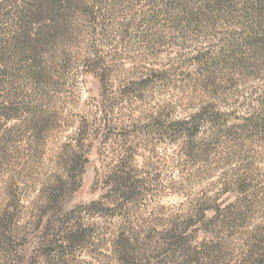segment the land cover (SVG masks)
<instances>
[{"label":"rangeland","instance_id":"obj_1","mask_svg":"<svg viewBox=\"0 0 264 264\" xmlns=\"http://www.w3.org/2000/svg\"><path fill=\"white\" fill-rule=\"evenodd\" d=\"M18 5L0 0V9L8 12L16 11ZM86 5L78 9L82 12L80 30L75 29L78 36L65 48L75 57L71 66L30 91L29 98L20 95V111L14 120L0 122V264H59L47 256L61 248V239L71 230L81 234L78 240L73 238L77 243H82L81 239L87 243L59 250L57 255L64 261L116 264L112 245L124 229L149 249L155 263L173 262L177 248L167 237L172 225L199 215L203 209L219 207H234L236 215L223 227L201 224L188 228L189 235L198 236L190 239L196 255L190 260L193 264H247L245 236L264 225V140L254 137L256 130L248 127L247 133L230 145L232 159H226L223 150L197 161L185 158L182 146L174 140L177 134L172 130L157 132L152 120L164 107L172 118L189 114L210 94V89L202 91L189 82L192 74L193 78L197 74L187 63L194 55L195 38L155 28L143 42L136 29L118 31L119 23L124 22L118 17L107 23L108 33L99 37L94 23L83 14ZM9 22L5 27L9 28ZM10 30L4 38L13 43L15 29ZM1 54L14 63L20 61L4 43ZM93 54L105 68L115 67L118 83L141 78L143 85L150 87L128 105L125 121L129 127L116 134L130 136L126 148H132L135 157L129 168L133 177L130 190L117 196L115 205L107 203L112 195L106 182L119 171L124 150L114 145L102 147L90 134L83 144L95 148L82 178L81 166L72 161L80 129L86 121L91 122L102 95L100 79L81 64ZM184 63L190 67L181 68ZM157 71L167 74L161 76ZM162 77L174 87L164 88L157 81ZM262 84L264 81L258 80L240 82V66H234L224 72L217 92L226 109L236 111L241 119L254 115L255 103L250 108L243 103ZM240 119L232 123L240 125ZM100 149L103 156L98 154ZM244 187L248 191L240 194ZM125 198L129 200L125 202ZM94 202L98 205L89 208ZM240 208L244 211L241 217ZM206 230L209 236L203 241ZM63 251L71 253L64 256ZM135 252L138 257L143 255Z\"/></svg>","mask_w":264,"mask_h":264},{"label":"trees","instance_id":"obj_2","mask_svg":"<svg viewBox=\"0 0 264 264\" xmlns=\"http://www.w3.org/2000/svg\"><path fill=\"white\" fill-rule=\"evenodd\" d=\"M6 1L22 5H18L20 9L16 11L0 9V51L4 43L14 50V54H18L16 57H19L20 61L14 63L6 59L10 52L0 55V122L3 119L5 122L14 120L15 114L20 111L18 104L20 95L24 94V99L29 98L30 91H35L37 86L48 83L59 70L71 66L75 57L65 48L71 46L74 38L78 36L75 29L80 30L79 13H82L78 9L87 3L83 14L94 23L96 26L94 33L99 37L108 33L107 23L118 17L124 21L119 23L118 31L131 33L136 29L137 33L140 32L137 34L139 40L143 42L148 40V33L153 32L155 28H165L175 35L195 38L194 55L187 63L197 74L194 78L192 74L189 82H193L202 91L210 89V94L189 114L172 118L166 111L168 109L164 107L152 120L153 128H157V132L167 133L172 130L177 134L174 140L182 146V155L185 158L197 161L198 158H203L201 156L209 158L223 150L226 159L228 157L232 159L230 145L247 133L248 127L256 130L254 137L264 140V84L259 87L260 89H254L249 95L250 98H245L243 103L247 108L253 107L255 103L254 115L241 119L236 111L226 109L217 92V83L224 79V72L234 66L237 68L240 66V82L264 81V0ZM91 2L93 4L88 6ZM125 4L128 6L124 7ZM7 21L11 23L9 28L5 27ZM36 26L39 28H34ZM112 27L113 24L110 25V28ZM10 28L15 29V36L11 39L14 45L4 38L12 32ZM81 64L85 70L100 79L102 95L101 100L95 105L96 111L91 122L86 121L80 129L79 144L76 146L78 150L75 149L72 161L76 166H81L79 177L82 178L95 148L93 145L83 144L86 138H90V134L104 145L102 147L114 145L124 150L125 155L120 159L119 171L110 175L106 182L112 195L107 197V203L115 205V198L124 196L125 192L130 190L131 185H128L133 177H130L129 168L135 157L132 148H126L130 136L119 137L116 134L129 127L125 121V118H128L125 115L128 105L132 100L138 99L137 94L145 93L150 87L143 85L144 81L141 78L118 83L115 78V67L105 68L103 61L98 59L96 54ZM189 65L184 63L181 68ZM157 73L161 76L167 74L165 71ZM157 81L162 82L164 88L171 85L174 87L172 81H166V77ZM233 119H240L242 123L233 124ZM101 150L98 154L103 156ZM247 191L244 187L239 193L245 194ZM128 200L129 198L124 199L125 202ZM97 205L98 203L94 202L89 208L93 209ZM209 212H213L212 216L208 215ZM242 214L244 211L240 208V217ZM233 215H236L234 207L228 210L220 207L207 208L195 217L192 215L189 220L173 224L167 232V237L177 248L172 253L175 259L173 262L155 263V257L149 254V249L141 247L138 238L124 229L112 245L116 264H193L190 257L196 255L190 239L192 237L197 239L198 236L196 233L189 235L187 229L201 224L223 227ZM80 235L79 231L72 230L64 234L60 241L61 248L56 247L47 257L53 256L52 258L59 264L60 261L63 264H72L70 261H64V257L57 255V252L65 249L64 247L72 249L85 245L87 242L84 239H81L82 243H77ZM208 236L209 232L204 231L203 241ZM246 237L243 255L248 261L247 264H264V225L258 226L255 232ZM135 251H140L143 255L138 257ZM55 252L56 254L52 255ZM70 253L65 255L63 251L64 256Z\"/></svg>","mask_w":264,"mask_h":264}]
</instances>
